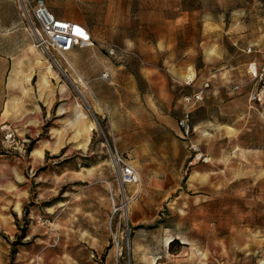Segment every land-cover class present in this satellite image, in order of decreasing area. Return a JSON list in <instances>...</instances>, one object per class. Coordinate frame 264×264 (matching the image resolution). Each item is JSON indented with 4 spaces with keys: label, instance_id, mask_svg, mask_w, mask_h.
I'll return each mask as SVG.
<instances>
[{
    "label": "rangeland",
    "instance_id": "rangeland-1",
    "mask_svg": "<svg viewBox=\"0 0 264 264\" xmlns=\"http://www.w3.org/2000/svg\"><path fill=\"white\" fill-rule=\"evenodd\" d=\"M35 2L0 0V264H264V0H45L64 54Z\"/></svg>",
    "mask_w": 264,
    "mask_h": 264
},
{
    "label": "built area",
    "instance_id": "built-area-1",
    "mask_svg": "<svg viewBox=\"0 0 264 264\" xmlns=\"http://www.w3.org/2000/svg\"><path fill=\"white\" fill-rule=\"evenodd\" d=\"M33 17L40 25L43 33L47 37L50 45L59 53L64 54L72 50L75 46L86 47L94 44V38L90 30L82 23L57 16L50 10L45 0H36L35 5L32 7ZM250 50V48H248ZM107 51L110 55H115L118 51L116 44H108ZM253 74L259 75L261 80L257 89L250 93L251 99L257 101H264V63L261 64ZM105 79L110 77V71L105 69L102 72ZM196 77L189 75L187 77L188 83L192 82ZM209 86L208 80L202 81L201 84L192 92L191 95L185 96L186 106L182 114L177 120L178 126L184 136H189L192 133V111L197 103L204 97V92ZM204 161L208 158L200 154ZM117 163L119 165V179L122 183H135L139 181V174L134 166L127 158L118 154Z\"/></svg>",
    "mask_w": 264,
    "mask_h": 264
},
{
    "label": "crops",
    "instance_id": "crops-1",
    "mask_svg": "<svg viewBox=\"0 0 264 264\" xmlns=\"http://www.w3.org/2000/svg\"><path fill=\"white\" fill-rule=\"evenodd\" d=\"M254 64H255V63L252 64V68H254V66H253ZM261 64H263V63H261ZM257 66H258V65H257ZM259 67H260V66H259Z\"/></svg>",
    "mask_w": 264,
    "mask_h": 264
},
{
    "label": "bare ground",
    "instance_id": "bare-ground-1",
    "mask_svg": "<svg viewBox=\"0 0 264 264\" xmlns=\"http://www.w3.org/2000/svg\"><path fill=\"white\" fill-rule=\"evenodd\" d=\"M11 78H12V79H14V77H13V76H12ZM12 83H13V82H12Z\"/></svg>",
    "mask_w": 264,
    "mask_h": 264
}]
</instances>
